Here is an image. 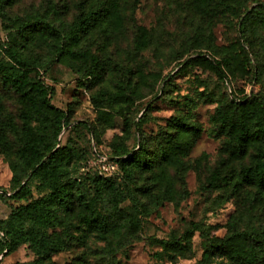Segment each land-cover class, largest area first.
<instances>
[{"label": "rangeland", "instance_id": "rangeland-1", "mask_svg": "<svg viewBox=\"0 0 264 264\" xmlns=\"http://www.w3.org/2000/svg\"><path fill=\"white\" fill-rule=\"evenodd\" d=\"M88 1L93 0H16L6 10L12 19L35 21V15H49L47 22L65 41L66 26L76 19L80 7ZM99 1L116 4L122 27L113 31L102 23L90 36L81 39L80 50L88 51L108 68L103 82L90 88L79 85L85 81L81 72L56 62L52 39L40 42L18 38L13 31L5 30L0 20V45H11L38 70L51 92L49 100L53 107L72 110L69 125L62 127L56 137V148L70 142L79 149L81 159L72 167V176L111 178L126 197L119 205L120 210L132 212L139 221L136 232L120 230L119 242L110 235L112 246L108 248L95 233L80 238L78 222L73 218L68 221L70 248L54 254L51 261L54 264H202L206 238L199 232H195L191 251L184 257L171 263L157 256L160 248L156 241L180 238L190 222L202 225L210 236L223 237L230 223L232 229L235 225L240 231H252L264 239V199H259L250 187L239 190L235 186L241 183V167L250 163L254 149L240 161L231 163L227 160L224 138L218 136V128L211 122L217 103L229 102L231 93L239 95L242 88L249 95L254 89L247 81L219 80L210 69L192 63L198 52L242 39L239 8L212 1L206 6L208 14H200L195 0ZM241 3L249 11L256 4L264 5V0H241ZM53 8L57 14L50 12ZM141 29L144 30L142 45ZM244 38L252 43L245 49L251 69L258 68L259 72L254 98L263 104L264 26ZM135 73L147 78L152 92L137 101L133 113L127 116V132H123V119L115 117L112 128L99 136L97 144L93 132L87 131L95 119L91 95L99 90L112 91L119 82L132 85L136 81ZM0 104V129L7 133V150L0 146V220H3L12 208L23 204L10 199L14 193L11 163L16 160L15 152L20 144V116L28 108L20 97L1 85ZM185 114L194 116L192 125L198 133L185 140L187 148L182 154H173L167 139L174 131V121ZM143 138L152 170L136 172L129 181L120 171L110 145L123 141L128 151L122 156L125 158L138 150ZM163 149L171 159L178 158L182 164L164 161L157 155ZM214 170L223 178L218 189L208 184ZM35 187L36 183H32L33 197L37 198ZM144 191L145 196L141 194ZM5 253V250L0 253V264L27 263L34 258L26 245L8 256Z\"/></svg>", "mask_w": 264, "mask_h": 264}, {"label": "trees", "instance_id": "trees-1", "mask_svg": "<svg viewBox=\"0 0 264 264\" xmlns=\"http://www.w3.org/2000/svg\"><path fill=\"white\" fill-rule=\"evenodd\" d=\"M16 0H0V20L3 28L22 39H36L40 42L53 40L56 62L73 71L81 72L85 80L79 85L90 88L104 80L108 70L105 63L92 56L86 50H80L82 38H87L102 23H106L113 31L122 27V18L116 4L99 0L88 1L80 7L76 19L66 26L65 41L60 34L47 22L48 16L35 15L21 20L12 19L7 7ZM212 1L226 7H238L242 17L239 20L240 40L212 50L198 52L192 63L210 69L219 80L247 81L248 86L256 90L258 71L251 69V63L245 35L264 26V5L256 4L249 11L241 0H195L197 11L208 14L206 8ZM50 12L57 14L53 9ZM34 21V22H33ZM105 30V29H104ZM140 44H143L144 30L141 29ZM13 45V44H12ZM14 46V45H13ZM218 58V59H217ZM88 67H85L86 65ZM136 81L132 85L119 82L114 90H99L90 97V104L95 113L92 131L97 144L99 136L112 128L115 117L123 119V132H127L126 118L133 113L136 102L146 98L152 92L147 78L135 73ZM0 85L16 94L28 108L22 113L19 129L20 144L15 152L16 160L11 163L13 194L10 199L22 201L23 204L11 209L6 219L0 220V253L6 251L8 256L26 245L33 254V260L27 263L14 264H54L51 257L66 251L72 244L70 223L75 218L77 230L82 239L86 234L95 233L101 241L111 248L109 236L117 237L119 242L121 229L136 232L139 221L132 212L120 210L119 205L125 200L111 178L100 175H86L84 178L72 176V167L81 159L79 149L67 142L56 148V137L61 128L69 125L72 110L63 111L50 104V90L42 82L38 70L23 59L11 45H0ZM246 89L239 95L231 93L229 102H219L211 117V122L218 128V136L226 143L228 161H240L249 150L254 155L247 166L240 171L243 186L255 190L259 199H264V103L255 100L256 95ZM2 105L0 104V111ZM193 115H184L173 123V133L169 135L167 144L173 154H182L186 148V139L197 135L198 130L192 125ZM82 125V124H80ZM0 146L7 150L6 130L0 129ZM8 130V129H7ZM9 131V130H8ZM116 163L123 176L133 180L134 173L152 170L145 139H141L138 150L128 154L124 142L111 143ZM3 153V151H2ZM164 161L182 164L180 159H171L168 153L161 150L157 155ZM49 155L45 160H43ZM227 161V162H228ZM217 170L209 175V186L218 189L223 180ZM25 181V182H24ZM24 182L23 185H21ZM36 183L38 197L34 198L31 184ZM141 191V190H140ZM146 195V192H141ZM258 200V199H257ZM108 205L110 209H107ZM106 210L102 213L101 210ZM232 222V221H231ZM234 222V221H233ZM195 232L206 238L201 255L202 264H221L223 261L233 264H264V239L252 231H240L229 223L223 237L210 236L205 233L202 225L190 222L180 238L170 241H156L160 248L157 256L168 262L184 257L191 251V241Z\"/></svg>", "mask_w": 264, "mask_h": 264}]
</instances>
